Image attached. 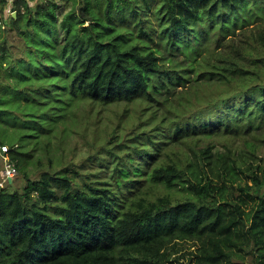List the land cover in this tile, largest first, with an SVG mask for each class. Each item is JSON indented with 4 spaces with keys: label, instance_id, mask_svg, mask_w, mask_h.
<instances>
[{
    "label": "trees",
    "instance_id": "16d2710c",
    "mask_svg": "<svg viewBox=\"0 0 264 264\" xmlns=\"http://www.w3.org/2000/svg\"><path fill=\"white\" fill-rule=\"evenodd\" d=\"M64 1L71 8L58 22L57 0H15L10 16L0 0V55L13 58V32L37 49L21 110L34 134H48L31 148L0 141L18 168L10 182L0 162V264H264V11L254 10L264 0ZM190 35L199 46L186 53ZM154 45L185 64L167 68ZM17 59L0 63L10 73L2 93ZM53 90L50 111L26 103L44 109ZM69 98H145L164 109L165 125L144 132L150 147L116 164L111 182H98L57 157ZM19 176L21 192L1 182ZM185 245L195 249L177 256Z\"/></svg>",
    "mask_w": 264,
    "mask_h": 264
},
{
    "label": "rangeland",
    "instance_id": "374dc122",
    "mask_svg": "<svg viewBox=\"0 0 264 264\" xmlns=\"http://www.w3.org/2000/svg\"><path fill=\"white\" fill-rule=\"evenodd\" d=\"M57 2V20L60 22L63 16L70 10L71 4L64 0H57ZM155 5L157 6L158 4ZM258 9L264 11V2H262L259 7L254 8L256 12H258ZM245 14H247V12H245ZM260 15L263 14L260 13ZM7 16H10L9 13H7ZM238 17L240 22L247 20L245 15H238ZM220 18L221 16L218 15L214 16L212 20L215 19L220 21ZM231 18L233 21V16H231ZM150 19L155 22L156 26L158 25V20L155 16L150 15ZM259 23L261 22L255 21L254 25L245 29L249 30L250 28L259 25ZM0 27L3 28V25ZM201 27L210 30L209 26H205L203 23H201ZM245 29L235 30L238 35L233 37H239L240 33ZM0 35L2 38L3 36H6V34L4 35L3 33H0ZM159 36V34L155 36L157 40L160 39L161 36ZM60 37L63 38V32L61 30ZM22 38L23 37L17 36L14 32L12 33V36L9 37L8 53L9 55L12 54L13 58L6 57V59H3L0 55V63H3V67L7 66L8 62L14 60L16 56L22 57V59H17L12 66V68H19L18 72H16L17 78L15 83L12 84L11 81L4 82V92H0V108H2V104L5 106V112L0 111V141L10 144L18 141L20 144H24L31 148L34 145L37 147L39 143L40 146H43L48 134H34L37 128L35 125L27 124L28 122L25 116L26 111L21 110L24 109V106L23 100H20V97L25 94V86H27L32 79L30 70H27L26 68H40L29 64L33 58L36 59L37 49L33 50V52H31V50H26L23 47V42H21ZM35 40L38 43L39 37L35 38ZM197 40L200 39L190 35L187 39L188 44H185L184 42L181 44L182 51L186 53L195 52L196 49L194 48L199 46L197 45ZM153 47L156 49L160 48L162 53H160L162 56L161 62H164L167 68L174 66L169 62V59L174 60V58L167 53H164V47L161 45H154ZM198 52L201 53L202 50H199ZM176 58L177 59L174 60L175 62L178 61L185 64L184 55L181 54ZM42 68L46 67L43 66ZM50 68L55 67L52 66ZM9 74L7 68H1L0 82L2 80L5 81V78L10 76ZM45 80H49V77L45 78ZM54 81H52V83ZM54 86H56V84H54ZM12 87L15 91H12ZM182 89L183 88H178V90ZM28 93L35 97V94L31 93V91L28 90ZM49 94L53 97V103L47 102L44 109H41L40 104L42 101L39 99L38 101L32 100V103L26 101V103H28V106L34 111H39L40 113L50 111L55 105H57L56 91L53 90ZM75 100L76 98H69V101L67 102L68 105L66 110H70V114L68 113L70 121L66 125L68 137L65 143H63V148L58 150L57 157L61 158L64 163L71 162L73 165H76L78 169L82 172L88 173L93 180L98 182H111V174L112 171H114L116 164H119L122 159L133 154L136 148L150 147V142L145 135L150 133L151 129L157 124L162 123L163 126L165 125V121L161 122V118L165 115L164 109L158 105H150L151 102L145 98H140L131 102H116L108 105L93 103L85 99L78 100V102ZM154 112H156L155 115L153 114ZM144 132L147 133L145 134ZM137 136L140 138L138 137L137 139ZM52 137V140L56 141V137L53 135ZM52 137L50 134V138ZM1 182L9 191L19 190L20 192L26 184L25 180L20 176L15 180L11 187H7V182H5V180H1ZM240 186H243V184ZM194 249L195 247L185 245L177 256L189 254V252ZM190 257L191 256L189 255L185 256V260H188ZM248 260L250 261L251 258L249 257Z\"/></svg>",
    "mask_w": 264,
    "mask_h": 264
},
{
    "label": "built area",
    "instance_id": "2783aa9c",
    "mask_svg": "<svg viewBox=\"0 0 264 264\" xmlns=\"http://www.w3.org/2000/svg\"><path fill=\"white\" fill-rule=\"evenodd\" d=\"M7 5V13L13 14L15 13L12 8V4L15 0H6ZM10 146L7 144L0 143V162L2 165V176L5 180H13L18 175V168L16 163L9 157Z\"/></svg>",
    "mask_w": 264,
    "mask_h": 264
},
{
    "label": "water",
    "instance_id": "95a60500",
    "mask_svg": "<svg viewBox=\"0 0 264 264\" xmlns=\"http://www.w3.org/2000/svg\"><path fill=\"white\" fill-rule=\"evenodd\" d=\"M10 182H11V180H10Z\"/></svg>",
    "mask_w": 264,
    "mask_h": 264
}]
</instances>
